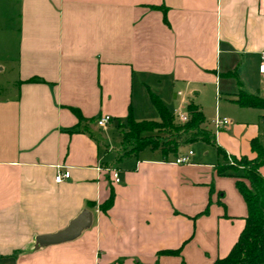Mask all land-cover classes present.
<instances>
[{
    "label": "crops",
    "instance_id": "crops-1",
    "mask_svg": "<svg viewBox=\"0 0 264 264\" xmlns=\"http://www.w3.org/2000/svg\"><path fill=\"white\" fill-rule=\"evenodd\" d=\"M263 52L264 0H0V264L226 257L248 207L237 178L219 175L225 160L217 147L231 159L254 158L256 138L264 145V109L234 102L241 91L264 98ZM147 87L165 104L180 100L172 113L178 122L189 104L204 113L214 92L217 105L233 107L231 123L215 127L226 118L219 110L206 122L216 146L198 141L166 157L150 148L123 155L120 126L129 114L152 121L136 119L133 109L136 89ZM107 115L111 122L100 127ZM115 128L117 148L107 144ZM195 144L203 152L176 165ZM59 168L71 173L62 183ZM85 211L93 224L77 239L41 241Z\"/></svg>",
    "mask_w": 264,
    "mask_h": 264
},
{
    "label": "trees",
    "instance_id": "trees-1",
    "mask_svg": "<svg viewBox=\"0 0 264 264\" xmlns=\"http://www.w3.org/2000/svg\"><path fill=\"white\" fill-rule=\"evenodd\" d=\"M33 81L41 82L40 79ZM151 97L161 120L138 122L130 113L127 122L120 126L123 134V155L138 154L150 148L161 150L166 157L169 154L176 155L182 144L198 141L216 146V134L206 126V117L199 106H187L189 120L183 123L177 121L157 95L151 94ZM234 102L244 108L264 109V98L244 91L239 93ZM155 133L166 137H155ZM251 147L256 153L254 158L231 157L232 163L228 162L226 151L217 147L219 155L225 160L218 165L217 171L219 175L237 178V188L247 204L248 216L245 228L230 253L216 260L214 264H264V176L261 173V168L264 167V145L256 138L252 140ZM114 201L115 193L112 191L109 200L101 209L107 212ZM166 254L172 255L175 252L168 251Z\"/></svg>",
    "mask_w": 264,
    "mask_h": 264
},
{
    "label": "rangeland",
    "instance_id": "rangeland-1",
    "mask_svg": "<svg viewBox=\"0 0 264 264\" xmlns=\"http://www.w3.org/2000/svg\"><path fill=\"white\" fill-rule=\"evenodd\" d=\"M212 93L213 94H211V95L208 94V97L205 100V103L203 104L206 122L209 123L214 118V116L217 114V110H219L220 115L222 117H226L227 119L232 118L231 109L233 107L227 106L226 102H223V101L221 103H219V105H217V101L215 99V94H214V92H212ZM151 94H155V92L150 90L149 87H147L145 89H141V88L136 89L135 99H134V107H133L134 112H135L134 115H135L136 119H141V120L146 119V120H152V121L153 120H157V121L160 120V116H159V114H158V112H157V110L153 104ZM145 100H146V105H145ZM165 105L168 108L170 113H173L175 108H182L180 100L174 101L173 99H170L168 101V103H166ZM133 109H132V112H133ZM183 112L187 113L186 107L183 109ZM154 136L155 137H161V138L166 137L163 134L159 135L157 133H155ZM107 139H108V141L106 140L107 144H110L111 147L117 148L120 144V133L115 128V130L109 134ZM163 141H165V140H162V142ZM204 147H205V145H203V144H195L191 147V150L194 153L195 152L202 153ZM114 157H115V153L111 152V154L108 158V161H110L111 159H114ZM228 162L232 163V160L228 159Z\"/></svg>",
    "mask_w": 264,
    "mask_h": 264
},
{
    "label": "built area",
    "instance_id": "built-area-1",
    "mask_svg": "<svg viewBox=\"0 0 264 264\" xmlns=\"http://www.w3.org/2000/svg\"><path fill=\"white\" fill-rule=\"evenodd\" d=\"M260 72L262 74H264V52L262 53V56H261ZM176 115H177V118L183 123L187 122L189 120L188 114L178 112ZM111 120H112V116H110V115L104 116L101 119H99L98 125L100 127H106L111 122ZM230 123L231 122L229 119L220 118V117H218L214 122L215 127L217 129H220V128H222V127H224ZM193 156H194V152L192 150H190L186 154L177 157L175 159L174 163L176 165H190L192 163ZM107 171L112 175V177L116 183H119L121 181L119 171H117L116 169H114L112 167L107 168ZM70 177H71L70 171L59 168L57 170L56 182L62 183L64 181L68 180Z\"/></svg>",
    "mask_w": 264,
    "mask_h": 264
},
{
    "label": "water",
    "instance_id": "water-1",
    "mask_svg": "<svg viewBox=\"0 0 264 264\" xmlns=\"http://www.w3.org/2000/svg\"><path fill=\"white\" fill-rule=\"evenodd\" d=\"M92 224V212L85 211L78 218L74 219L65 230L60 231L54 235L43 236L41 237V241L47 245L73 241L77 239L84 230L91 227Z\"/></svg>",
    "mask_w": 264,
    "mask_h": 264
}]
</instances>
